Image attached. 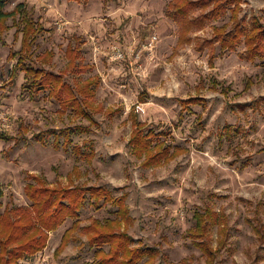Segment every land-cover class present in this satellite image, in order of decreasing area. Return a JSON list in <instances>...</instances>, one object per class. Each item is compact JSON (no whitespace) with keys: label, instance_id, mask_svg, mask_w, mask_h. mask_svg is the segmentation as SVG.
<instances>
[{"label":"rangeland","instance_id":"374dc122","mask_svg":"<svg viewBox=\"0 0 264 264\" xmlns=\"http://www.w3.org/2000/svg\"><path fill=\"white\" fill-rule=\"evenodd\" d=\"M174 1L9 0L5 10L24 3L45 27L28 64L63 73L71 84L90 76L100 82L89 110L92 123L64 112L46 91L22 94L23 72L10 88L17 57L9 54L21 47L22 33L15 34L20 15L0 21V29L7 28L0 40V110L13 119L11 130L0 133L1 211L8 205H29L23 190L29 173L54 185H101L115 197L126 194L130 247H154L152 264H264V58L243 59L244 43L221 54L216 41L213 63L209 47L196 49L197 42L214 37V27L232 23V7L194 28L187 35L191 41L179 45L180 26L166 15ZM217 4L209 1L205 10L191 14ZM240 5V19L249 22L256 15L264 24V0H241ZM150 34L159 41L149 53L142 44ZM76 37L81 39V58L77 69L69 70L65 51ZM114 46L123 49L125 59L113 58ZM82 65L89 67L82 71ZM190 97L204 101L182 109L180 99ZM132 106L148 127L167 132L160 139L186 151L162 166L144 167L129 144ZM207 208L226 216L222 237L218 223L207 232L215 252L209 260L190 237L194 213ZM116 211L114 204L88 198L79 213L80 228L60 255L54 249L73 219L48 232L42 252L18 263H92L95 248L82 227L93 219L114 218Z\"/></svg>","mask_w":264,"mask_h":264},{"label":"trees","instance_id":"16d2710c","mask_svg":"<svg viewBox=\"0 0 264 264\" xmlns=\"http://www.w3.org/2000/svg\"><path fill=\"white\" fill-rule=\"evenodd\" d=\"M68 1L86 4L90 0ZM209 1L175 0L170 4L166 15L180 26L179 45L191 41L187 35L194 28H203L211 17H219L228 7H232L230 9L232 23L214 27V37L197 42L196 49L203 51L209 47L212 52L210 63H213L216 41L220 44L221 54L225 51H234L239 44L244 43L246 49L240 53L243 59L254 61L256 58H264V24L260 18L254 15L249 22L246 19H240L238 14L241 10V0H215L218 4L211 11L192 16L191 13L195 9L205 10ZM8 2L9 0H0V21L19 14L20 18L15 21L17 26L15 34L22 33L20 49L13 50L9 54V58L17 57L9 77L10 88L16 86L18 74L23 72L22 94L28 91L36 95L46 91L47 96L57 101L64 112L71 111L74 115L86 118L92 123L93 118L89 110L93 107V99L96 96L100 78L90 76L82 83L71 84L66 81L63 73L28 64L27 60L33 54L36 39L45 27L34 20L33 13L24 3L17 4L13 11L5 10ZM228 26L232 29L228 30ZM6 29L4 26L1 27L0 40ZM74 39L75 43H68L65 51L69 70H76L81 58L79 45L81 39L79 37ZM52 54L50 53L51 56ZM88 67L89 65H82L80 70L84 71ZM140 99L143 100V95ZM203 101L200 97L180 99L182 109L185 110L190 109V105L203 103ZM129 117L132 119L129 140L131 151L137 158H142L144 167L162 166L186 151L182 147L171 145L166 138L160 139L158 135L167 136V132L158 133L154 128L148 127L147 122L139 120L135 106L131 107ZM225 128L227 136H230L233 133L231 127L228 125ZM0 138H3V135H0ZM69 142L70 139L66 138L64 144L67 146ZM78 151L80 152L79 149ZM75 171L78 173V168ZM69 177L72 178V175L69 174ZM26 178L27 182L23 190L29 201L27 207L8 205L4 211H1L3 204L0 200V264H19L21 259L33 258L46 248L48 232L58 230L68 219H73L72 226L65 230L59 246L54 249L55 255H60L72 240L73 234L80 228L79 213L88 198L95 204L101 202L114 204L117 206V211L114 218L93 219L88 225L82 227L88 235L90 246L95 248L94 257L96 258L92 263L84 264H139L146 257L148 259L143 264H152L157 258L154 247H130L133 238L126 231L131 222L126 194L115 197L110 190L101 185L73 187L63 184L54 185L48 183L42 175L33 173H29ZM2 197L3 188L0 181V199ZM225 217L223 211L215 212L212 208L194 213L196 224L193 230H190V237L208 260L213 258L212 255L215 252L207 239V232L212 224L218 223L222 237L225 234ZM201 237L204 239L200 240ZM105 246H109L108 251Z\"/></svg>","mask_w":264,"mask_h":264},{"label":"built area","instance_id":"2783aa9c","mask_svg":"<svg viewBox=\"0 0 264 264\" xmlns=\"http://www.w3.org/2000/svg\"><path fill=\"white\" fill-rule=\"evenodd\" d=\"M159 41V37L157 34H150L146 41L142 44V49L147 50L149 53L152 52L157 43ZM114 56L115 59H125L126 54L124 53L123 49L118 46H114ZM138 57V58H137ZM136 58H140V53H136ZM137 110L141 113H144L145 110L141 105H137ZM13 119L12 116L5 110H0V133L7 132L12 128Z\"/></svg>","mask_w":264,"mask_h":264}]
</instances>
